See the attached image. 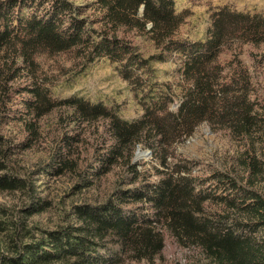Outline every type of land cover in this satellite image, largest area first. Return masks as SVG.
<instances>
[{"label": "trees", "instance_id": "1", "mask_svg": "<svg viewBox=\"0 0 264 264\" xmlns=\"http://www.w3.org/2000/svg\"><path fill=\"white\" fill-rule=\"evenodd\" d=\"M189 14L176 0H0V196L14 200H0V264H185L168 243L194 264H264V87L243 58L264 63V14L221 6L197 40L180 34ZM173 55L177 87L155 80ZM59 56L68 78L116 63L142 114L56 97L44 59ZM202 124L232 146L220 167L177 150ZM37 146L45 159L21 163ZM51 210L55 225L34 218Z\"/></svg>", "mask_w": 264, "mask_h": 264}, {"label": "rangeland", "instance_id": "2", "mask_svg": "<svg viewBox=\"0 0 264 264\" xmlns=\"http://www.w3.org/2000/svg\"><path fill=\"white\" fill-rule=\"evenodd\" d=\"M85 0H77V3H83ZM179 10L189 9L190 14L186 22L180 30L183 37L197 40L203 39L207 35V29L210 24V16L214 9L221 6L229 5L233 9L247 12H259L264 14V0H176ZM135 41L139 44L141 51L145 56H149L155 52V47L151 41L143 37H135ZM264 51V49H263ZM244 60L249 65L254 76L261 81L264 87V63L261 67L256 68L252 59L246 51ZM58 61L66 64L65 57H46L44 59L45 65L51 70L58 72L60 75L62 71H57ZM180 65V59L173 55L164 62H157L154 64L155 80L161 84L172 83L175 87L178 86L177 69ZM179 91V89H176ZM53 94L59 98L69 97L75 94L86 97L93 102H103L108 106L115 107L120 115L126 119H134L139 117L143 110L139 104L136 92L127 80H125L118 68L117 64L110 61V59L103 58L92 64L85 72L76 75L75 77H66L60 75V82L53 87ZM210 126L202 124L195 133L184 142L178 144L177 150L179 153L187 157H196L202 159L205 163H212L217 166L222 165V159L228 150H232V146L228 139L223 135L209 132ZM4 130L14 135L19 133L20 126L10 123L4 126ZM18 134H15L17 137ZM141 149V148H140ZM147 151L149 149H141ZM45 146H37L30 149L22 155L20 161L23 164L37 163L47 156ZM152 158L144 155L139 160L149 161ZM137 159V160H138ZM46 178L36 180V185L40 186L43 191L50 187L54 191L67 188V182L63 179L51 180L47 184ZM65 204H69V196L63 195ZM4 197L0 196V200ZM5 201H14L12 198H6ZM59 213L51 210L43 215L34 217L36 220L49 222L51 225L59 223ZM165 259L169 261H183L185 264H194V256L183 248L177 247L174 244L168 243L164 252Z\"/></svg>", "mask_w": 264, "mask_h": 264}, {"label": "water", "instance_id": "3", "mask_svg": "<svg viewBox=\"0 0 264 264\" xmlns=\"http://www.w3.org/2000/svg\"><path fill=\"white\" fill-rule=\"evenodd\" d=\"M143 10H144V7H141V12H143ZM211 131H212V129L209 128V132H211ZM151 153H152V151H151L150 149L147 150V151H142V150L139 148L138 151H137V154H136L135 159L137 160L138 158H140V157H142V156H144V155H148V156H150Z\"/></svg>", "mask_w": 264, "mask_h": 264}]
</instances>
